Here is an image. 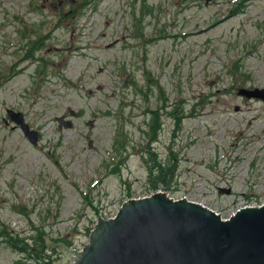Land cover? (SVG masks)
<instances>
[{
  "label": "rangeland",
  "instance_id": "1",
  "mask_svg": "<svg viewBox=\"0 0 264 264\" xmlns=\"http://www.w3.org/2000/svg\"><path fill=\"white\" fill-rule=\"evenodd\" d=\"M242 89L264 92V0H0V264L63 263L31 258L43 231L84 251L157 191L264 203V97Z\"/></svg>",
  "mask_w": 264,
  "mask_h": 264
},
{
  "label": "water",
  "instance_id": "2",
  "mask_svg": "<svg viewBox=\"0 0 264 264\" xmlns=\"http://www.w3.org/2000/svg\"><path fill=\"white\" fill-rule=\"evenodd\" d=\"M242 92L264 97L261 90ZM7 112L38 145L39 132L15 110ZM56 120L59 129L73 127L64 115ZM46 244L65 255L59 264H264V203L244 205L223 218L195 200L158 191L124 202L113 218H101L84 251L49 238Z\"/></svg>",
  "mask_w": 264,
  "mask_h": 264
},
{
  "label": "trees",
  "instance_id": "3",
  "mask_svg": "<svg viewBox=\"0 0 264 264\" xmlns=\"http://www.w3.org/2000/svg\"><path fill=\"white\" fill-rule=\"evenodd\" d=\"M36 48V46H32V50H34ZM33 56V51L31 52L30 55H28L29 58H31ZM154 122H157L159 123V120H158V117L154 119ZM45 234H46V231H43L42 234H40L39 238H40V242L39 244L41 245V248L39 250V253H35L33 252L31 254V258H33L35 261H44L46 260L47 256L45 254L46 252V239H45ZM11 236V235H9ZM10 242H12L13 244H15L16 246H18L21 250H23L24 252H26V247L19 244L18 241L15 240V238L11 237L10 239Z\"/></svg>",
  "mask_w": 264,
  "mask_h": 264
}]
</instances>
